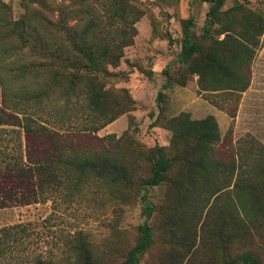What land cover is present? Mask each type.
Listing matches in <instances>:
<instances>
[{
    "label": "trees",
    "instance_id": "16d2710c",
    "mask_svg": "<svg viewBox=\"0 0 264 264\" xmlns=\"http://www.w3.org/2000/svg\"><path fill=\"white\" fill-rule=\"evenodd\" d=\"M202 1L208 9L201 31H193L192 17L182 20L181 47L176 56L181 68L173 74L167 65L162 70L166 76L163 85L173 81L184 86L188 77L195 75L200 92L225 93L224 99L233 103L230 116L234 117L241 94L250 85L255 54L264 43V10L238 0L227 8H223L227 0ZM48 2L19 0L32 17L22 13L12 19L10 7L0 0V32L4 38L0 37L13 43L19 38L22 47L13 46L11 50L19 52L27 46L33 57L29 62L23 58L17 67L9 69L15 78L31 75L37 83L43 80L41 88L31 93L21 90V101L10 107L0 71V208L47 201L69 207L99 195L108 196L107 202H127L138 196L145 203L144 214L150 217V188L167 183L178 201L191 196L211 197L229 187L231 175L237 170L242 188L236 195L248 218L250 207L264 197V145L254 138L255 143L240 140L235 148L237 159H223L217 147L221 134L214 115L192 119L188 112H181L166 119L165 127L171 131L168 146H128L123 143L124 134L97 136L100 129L132 109L135 101L127 88L112 90L106 84L111 76H124L109 67H118L124 49L134 43L135 24L145 13L139 3L71 0L55 6L52 10L58 15L51 20L42 12ZM71 20L75 22L70 24ZM6 49H2V56ZM14 56L15 52H10L9 57ZM3 60L0 57V66ZM162 95L159 91L160 102ZM23 99H34L35 104L23 103ZM44 101L60 103L64 110L53 108L44 116L40 112ZM57 113L61 115L53 119L51 115ZM6 132L11 133L9 140ZM128 189H133V194ZM138 228L141 234L121 264H138L139 255L152 244L150 226L143 223ZM32 236L33 228L28 223L1 226L0 264L100 261L81 231L63 240L60 263L54 262L51 252L49 256L32 253ZM224 264L260 263L245 252L226 259Z\"/></svg>",
    "mask_w": 264,
    "mask_h": 264
},
{
    "label": "rangeland",
    "instance_id": "374dc122",
    "mask_svg": "<svg viewBox=\"0 0 264 264\" xmlns=\"http://www.w3.org/2000/svg\"><path fill=\"white\" fill-rule=\"evenodd\" d=\"M3 1L10 7L8 14L12 19L20 17L22 13L32 17V13L25 10L19 0ZM48 1L42 12L50 16L51 20L58 15L57 10H52L55 6L71 2ZM136 1L145 13L135 24L137 33L134 43L124 49L118 67H109L112 71L123 72L124 76H111L106 84V88L112 90L127 88L135 101L132 109L100 129L97 136L124 134L123 143L128 146H168L171 131L165 127L166 119L188 112L192 119L214 115L221 134L217 147L221 148L219 151L223 159H237L235 148L240 140L241 143L248 139L255 143L256 140L264 145V43L251 64L250 85L241 94L235 116L231 117L233 103L224 99L225 93L200 92L195 75H190L184 86L173 81L163 85L166 76L162 70L167 65L173 74L181 68L176 56L181 47L182 20L192 17L195 21L193 31L199 33L208 4L202 0ZM235 1L227 0L223 8L230 7ZM238 1L248 7L264 10V0ZM70 9L68 6L67 10ZM74 22L69 21L70 24ZM32 23H35V19H32ZM1 37L0 57L4 60L0 71L9 90L5 89L8 92L6 104L12 107L21 101V90L28 89L31 93L41 88L43 80L37 83L31 75L15 78L14 71L9 68L17 67L23 58L24 62L33 60L29 54L30 48L23 47L19 52L11 50L13 46L22 47L21 40L15 39L13 43L12 39ZM5 48H8L7 52L2 56V49ZM10 52H15V56L9 57ZM159 91L163 93L161 102L158 99ZM23 103L35 104L34 99ZM43 103L40 112L44 116L51 114L53 108L61 112L64 110L60 103ZM58 115L51 117L58 119L61 114ZM4 134L9 140L11 133ZM9 142L11 145L12 142ZM229 184L215 196L200 199L191 196L179 201L177 195L168 190L167 183L152 187L147 193V201L152 207L150 217L144 214L145 203L138 196L131 197L127 202H107L105 197L108 196H92L87 201L73 202L69 207L52 201L8 206L0 208V227L28 223L33 228L32 253H42L43 256L52 253L55 263L61 262L58 255L63 240L81 231L89 240L95 256L99 257L98 264H121L141 234L138 226L147 223L152 230V244L139 255L138 264H224L226 259L245 252L251 253L260 264H264V197H259L258 202L253 200L255 205L250 207L246 218L241 208V198L236 195L242 188L237 170L231 175ZM128 192L133 194V189H128Z\"/></svg>",
    "mask_w": 264,
    "mask_h": 264
}]
</instances>
